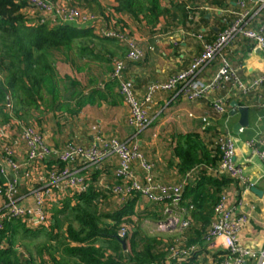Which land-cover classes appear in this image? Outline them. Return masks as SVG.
Here are the masks:
<instances>
[{"label": "crops", "instance_id": "crops-1", "mask_svg": "<svg viewBox=\"0 0 264 264\" xmlns=\"http://www.w3.org/2000/svg\"><path fill=\"white\" fill-rule=\"evenodd\" d=\"M59 1L69 4L73 0ZM92 1H95L97 7L93 13L105 16L106 21L114 27L125 29L137 39L139 47L144 51V58L139 62H128L125 68V77L133 82L138 97L143 96L151 81H163L185 69L192 58L201 52L203 43L212 41L240 10L236 0H158L165 11L158 16L155 24H149L142 15L135 19L126 13L115 11V0ZM248 5L251 7V14L247 26L258 29L264 24V4L249 2ZM199 35H202L201 38ZM111 43L116 46V57H123L125 46L115 39ZM223 54L245 84L250 83L257 75L264 74V49H255L250 40L236 37L225 47ZM218 64L219 59L213 60L200 72L196 81L200 84L208 83ZM111 68V64L106 67V79H73L80 82L78 90L86 96L89 95L86 98L88 102L77 108L75 114L46 106L39 101L37 108L30 109L29 119H20L35 125L44 134L47 143L57 148L63 147L67 142L91 145L96 133L92 129L95 125L106 137H117L136 143L145 160L152 165L151 172L156 182L174 184L185 181L184 190L189 184H196L198 178L193 181L185 180L190 170L186 172L175 153L179 138L191 135L200 146L198 158L203 159L208 166H216L219 153L213 146L214 138L221 132H229L235 140L236 163L245 179L241 181L231 177L226 184L234 196L235 214L246 217V223L238 234V242L255 252L264 251V163L246 144L250 139L264 143V89L257 88L244 94L231 84H226L225 87L194 101L178 91L158 92L148 110L149 124L136 131L127 125L128 107L119 93L118 81L110 78ZM96 85L103 91L102 98L90 96V89ZM78 98L76 94L71 103L74 105ZM218 98H224L227 108V112L222 115L216 114L211 105ZM239 106L248 108V125L234 133L233 125L240 117ZM203 117H207V125H204ZM117 165V157L110 155L101 160L97 168L75 162L70 165V169L79 176L90 175L91 185L105 192L111 186L121 184L114 177ZM132 166L137 178L144 182V172L139 161L135 160ZM21 175L20 202L32 206L34 201L31 190L42 187L44 180L37 182L25 177L23 173ZM204 189L211 191V185ZM184 190L183 198L173 203H154L136 193L126 198L106 192L103 210L112 212L128 199L135 198V215L130 218L143 217L144 221H148L151 217H163L157 223H169L167 235L171 242L167 244L168 248L171 245L174 248L179 247V221L188 218L191 224L183 234V245L187 251L183 259L194 255L198 264H219L225 251L222 239L217 237L209 243L205 241L204 236L209 225L202 230V221L193 216L195 206L192 197L195 193L188 194ZM53 191L61 204L53 205L51 212L60 208L63 201L74 194L64 189L58 190V193L56 189ZM110 221L106 219V222ZM196 231H200L199 236ZM245 264H258V261L250 259Z\"/></svg>", "mask_w": 264, "mask_h": 264}, {"label": "built area", "instance_id": "built-area-1", "mask_svg": "<svg viewBox=\"0 0 264 264\" xmlns=\"http://www.w3.org/2000/svg\"><path fill=\"white\" fill-rule=\"evenodd\" d=\"M25 6L22 12L30 23L48 22L50 26L58 23H73L91 28L92 32L102 38L115 39L125 46L123 57H113L110 78L118 81V90L128 107L127 125L141 130L149 124L148 110L153 103L154 95L162 91H178L190 100H199L209 93L231 84L246 94L257 88L264 89V74L257 75L250 83L245 84L238 76L236 69L223 54L225 47L236 37H242L254 43L257 50L264 49V24L258 29L247 26L251 14L249 2L262 3L264 0H236L240 10L236 17L228 23L210 42H204L201 52L194 56L189 65L163 81H151L147 84L142 97H138L133 82L125 77L128 62H139L144 58V51L139 47L137 39L125 29L116 28L106 21V17L98 15L78 5H72L59 0H23ZM33 14H41L35 19ZM202 35H199L201 38ZM219 59L213 78L205 84L196 81L200 72L213 60ZM216 114L227 112L224 98L211 102ZM9 120L0 124V233L4 223L12 219L22 221L26 227H48L52 220L51 207L59 206L60 200L53 189L70 191L76 194L86 191L92 184L90 175L79 176L71 171L70 165L82 162L84 165L98 167L104 158L115 155L118 159L114 177L121 184L111 187L114 195L129 197L134 193L140 194L154 203L178 202L185 187V181L180 183H160L154 180L151 172L152 165L147 162L136 143H129L117 137H106L97 126L93 143L82 146L67 142L63 147H54L47 143L44 134L32 124L25 123L12 112L10 103L6 105ZM204 125L209 122L203 117ZM242 128L239 129L241 131ZM253 154L260 157L264 163V143L250 139L247 143ZM214 148L219 153L216 166L202 167L196 165L186 174L185 180H196L197 175L204 174L219 178L222 176L235 177L244 181L241 168L237 165L235 140L229 132H221L214 138ZM137 160L144 172V182H141L134 170L133 162ZM49 167V168H48ZM40 182L42 187L33 188L31 195L34 204L23 205L19 194L22 175ZM62 185V186H60ZM73 194V195H74ZM232 192L225 186L213 206L210 226L205 233V241L211 242L220 237L224 254L219 264H245L248 260H257L264 264V251L255 252L251 248L241 246L238 234L246 223V217L235 214V204ZM188 218L179 221L178 248L169 247V259L182 260L187 251L184 247V231L190 226ZM169 223L165 224L168 227ZM164 227V226H163ZM130 228L122 222L117 229V236L124 240ZM183 245V246H181ZM4 240L0 236V248ZM181 246V247H180ZM16 250L27 257L24 250Z\"/></svg>", "mask_w": 264, "mask_h": 264}, {"label": "trees", "instance_id": "trees-1", "mask_svg": "<svg viewBox=\"0 0 264 264\" xmlns=\"http://www.w3.org/2000/svg\"><path fill=\"white\" fill-rule=\"evenodd\" d=\"M115 2V11L126 13L135 19L142 15L149 24H155L158 16L165 11L158 0ZM24 6L23 0H0V124L9 120L7 99L13 113L23 119L28 117L31 108L38 107L39 101L46 106L75 114L77 108L88 102L86 98L89 95L78 90L80 82L73 80L76 79L74 76L58 74L52 54L61 49L73 51V44L78 40L81 43L78 57L101 59L102 55L93 48L95 44H88L93 43V39L99 40L102 50L105 49L102 42L113 41L95 35L89 27L73 23L52 26L48 22L30 23L22 12ZM87 48L89 52H83ZM105 53L106 60L111 64L110 56L113 51L109 49ZM81 69L82 67L77 68ZM98 86L90 89V96H104ZM76 94L79 98L73 105L71 99ZM199 147V143L191 135L179 138L175 153L186 172L196 165L206 166L204 160L197 156ZM197 176L196 184H189L184 192L195 193L192 197L195 206L193 216L202 221L204 230L206 226H210L213 206L231 177H207L203 171ZM207 185H211V191H205L204 187ZM111 187L104 192L91 185L86 191L65 199L60 208L53 209L48 227L29 228L18 219L5 222L0 233L4 240V246L0 248V264H198L194 255L180 261L169 259L168 247L157 249L154 243L158 242L154 238L139 237L136 230H129L124 239V247L116 233L123 220L128 221L135 215L136 199L130 198L116 210L106 212L103 210V201L106 192L112 193ZM106 219L111 221L106 222ZM57 229L63 235L61 240H58L61 233ZM19 231H23V238L33 239L43 235L46 239L39 247L36 246L35 253L26 246V257L16 250L15 235ZM199 232L196 231L198 236ZM53 240H58L55 245L51 244Z\"/></svg>", "mask_w": 264, "mask_h": 264}, {"label": "rangeland", "instance_id": "rangeland-1", "mask_svg": "<svg viewBox=\"0 0 264 264\" xmlns=\"http://www.w3.org/2000/svg\"><path fill=\"white\" fill-rule=\"evenodd\" d=\"M65 1L71 2L72 0H65ZM94 2L95 1L90 0V1H84L81 3L78 0H73L69 4H72V5L74 4V5H78L81 7L86 6L89 8V11H94L97 8ZM33 17L35 19H39V17H41V14H33ZM92 41L93 43L88 44V45L92 46V44H95L93 48L96 51H98L100 55H102L103 58L97 59V58L92 57V59H88L87 57H83V58L78 57L77 52L81 45V43L78 40L75 41L73 44L74 46L73 51H68L66 49L54 51V53L52 54V59L54 61L56 70L60 76L69 74V75L74 76L76 79H81V80L88 79V78L89 79H106V67L110 65V61L106 60L105 52L106 50L110 49L113 51V55L110 56V59L113 57H116L117 55V52L115 51L116 46H114V43H109V42L104 41L102 43L105 46V49L101 50L100 41L96 39L95 40L93 39ZM84 45L86 46L87 44H84ZM90 46L89 48H91ZM89 48L84 49L83 52L88 53ZM78 67H82V69L77 70L76 68ZM8 103H9V100L7 99L6 104ZM27 116L28 117L25 116L24 118L29 119L30 112L27 114ZM162 219L164 218L163 217H160V218L151 217L150 220L144 221L143 217H135V218H129L128 221L125 219L122 222H125L129 226L131 231L132 230L138 231L139 237L154 238L156 242H158V243H154L157 249H165L167 247V244L171 242V240H169V236L167 235L168 228L165 227V225L163 224L157 223L159 220H162ZM170 225L172 226V224ZM57 232L61 233V230L57 229ZM23 234H24L23 231H19L15 235V239H16L15 246L19 247V249L24 250V251H25L26 246H28V248L31 249L33 253L37 251L36 246L39 247L46 239V237H44L43 235H40L37 238H33V239H30V237L23 238ZM62 236H63L62 233L59 234L58 240H61ZM58 240H53L51 244L55 245L56 241Z\"/></svg>", "mask_w": 264, "mask_h": 264}, {"label": "water", "instance_id": "water-1", "mask_svg": "<svg viewBox=\"0 0 264 264\" xmlns=\"http://www.w3.org/2000/svg\"><path fill=\"white\" fill-rule=\"evenodd\" d=\"M239 112V120L233 125V132L237 133L240 128L245 127L248 125V108L246 106H239L238 107ZM123 246L125 247V240H121Z\"/></svg>", "mask_w": 264, "mask_h": 264}]
</instances>
